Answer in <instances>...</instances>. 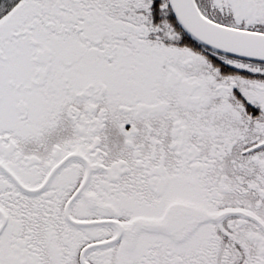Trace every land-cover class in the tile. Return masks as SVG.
Here are the masks:
<instances>
[{
  "label": "snow or ice",
  "instance_id": "snow-or-ice-1",
  "mask_svg": "<svg viewBox=\"0 0 264 264\" xmlns=\"http://www.w3.org/2000/svg\"><path fill=\"white\" fill-rule=\"evenodd\" d=\"M0 264H264V0H0Z\"/></svg>",
  "mask_w": 264,
  "mask_h": 264
}]
</instances>
